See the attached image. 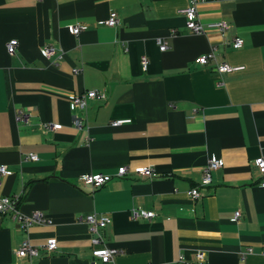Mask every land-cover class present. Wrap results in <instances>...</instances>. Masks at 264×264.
Instances as JSON below:
<instances>
[{"label":"crops","instance_id":"crops-1","mask_svg":"<svg viewBox=\"0 0 264 264\" xmlns=\"http://www.w3.org/2000/svg\"><path fill=\"white\" fill-rule=\"evenodd\" d=\"M188 6L0 0V165L12 171L0 180V198L51 221L23 231L11 213L0 215V264H179V256L194 264H264V188L254 168L264 156V0H198L201 34L185 27L180 11ZM111 12L119 24L101 25ZM219 22L228 29L208 27ZM75 24L86 30L74 36ZM235 37L243 40L237 50ZM12 39L18 46L10 56L5 45ZM44 47L55 53L44 57ZM210 51L215 60L195 63ZM222 63L243 69L220 74ZM87 91L105 98L72 113L69 98ZM19 111L27 124L17 121ZM74 117L87 129H75ZM116 120L126 123L111 126ZM46 123L60 129L45 131ZM29 153L37 161H24ZM208 158L223 166L191 200L187 192L199 186ZM121 166L151 167L158 176L127 175L97 190L78 180ZM131 210L155 216L133 220ZM92 213L111 220L99 245L79 221ZM50 239L51 255H15L23 241L40 248ZM102 247L117 250L111 262L92 256Z\"/></svg>","mask_w":264,"mask_h":264},{"label":"built area","instance_id":"built-area-1","mask_svg":"<svg viewBox=\"0 0 264 264\" xmlns=\"http://www.w3.org/2000/svg\"><path fill=\"white\" fill-rule=\"evenodd\" d=\"M197 5L198 0H189V6L185 9L180 11V14L183 15L185 18V27L193 34H201L205 31L204 26L199 22L198 13H197ZM101 25L106 27L114 28L119 24V18L115 12H111L108 18L102 22ZM208 27L215 28L220 32H224L228 29V24L226 22H219L210 24ZM86 26L83 24H75L74 26L70 27V32L77 36L80 32L85 31ZM171 34H175V31H171ZM158 49L159 51H165L167 49L166 42L159 39L157 40ZM18 46V42L15 39L9 40L6 45L5 49L8 55L12 56L16 48ZM243 46V40L240 37H235L232 40L231 47L235 50L240 49ZM41 54L44 57H50L55 53L52 47H44L40 50ZM61 57V54L59 55ZM215 60L213 51L208 52L205 55L199 56L195 59V63L200 65H205L208 61ZM148 58L146 56H142L140 58V65L142 70L145 72L148 68ZM217 71L220 74L225 73H232L242 70V67H231L225 63L217 65ZM76 73V71H75ZM104 94H100L96 91H87L81 94H74L69 98V110L72 113H75L78 110L83 112L86 111L88 106V102L91 100H104ZM16 119L18 122L22 124H27L29 122L28 114L19 111L16 115ZM126 121L123 120H116L111 123V126L116 127ZM73 127L79 131H83L87 129L85 122L82 119H77L74 117L73 119ZM42 128L45 131L48 130H57L60 129V126L57 124L46 123L42 125ZM85 142H89V138H85ZM37 156L33 153H29L24 156V161H37ZM223 166V161L218 158H208L206 161L205 166L202 169L201 179L199 186L190 189L187 194L191 200H196L200 198V188L208 187L212 182V174L220 169ZM254 168L256 172L260 175V186L264 188V156H260L254 160ZM12 174V171L8 169V167L4 165H0V180ZM127 175H133L139 179H152L156 178L158 174L151 168V167H137L131 170L128 166H121L117 169L116 173L113 175L107 174H95V173H88L82 174L78 177L80 183L84 186L90 187L92 190H97L110 182L114 178H123ZM11 213V215L16 219L20 228L23 231H27L30 227L35 225H48L51 221L44 216L39 211H35L29 215L22 214L16 209L15 200L9 198L7 196L0 198V215ZM239 212H235L233 216V220L237 221L239 217ZM130 216L133 220L136 219H151L155 216L153 211H138V210H131ZM81 223H84L88 227V232L91 235V243L92 245H99L102 243V236L100 231L106 228L110 223L111 220L108 217L98 215L96 213L88 214L85 217H81L79 219ZM263 245V253H264V243ZM43 250L47 255L53 254L56 249V240L50 239L48 240L43 246L40 248L34 247L29 244L28 241H23L19 247L15 251V255L18 259L29 257L35 258L40 255L39 250ZM252 248H248L246 253H252ZM117 254V250L114 248H96L92 251V256L98 259L102 263L111 262L114 256ZM242 257L245 254H240ZM179 264H194L191 261L186 260L184 257L179 256L178 258Z\"/></svg>","mask_w":264,"mask_h":264},{"label":"water","instance_id":"water-1","mask_svg":"<svg viewBox=\"0 0 264 264\" xmlns=\"http://www.w3.org/2000/svg\"><path fill=\"white\" fill-rule=\"evenodd\" d=\"M15 206H16V204H15Z\"/></svg>","mask_w":264,"mask_h":264}]
</instances>
